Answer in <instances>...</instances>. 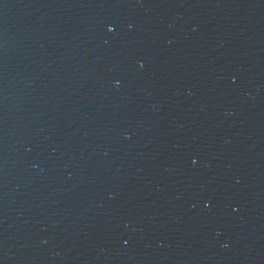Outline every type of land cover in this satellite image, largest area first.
I'll return each mask as SVG.
<instances>
[{
    "label": "water",
    "instance_id": "1",
    "mask_svg": "<svg viewBox=\"0 0 264 264\" xmlns=\"http://www.w3.org/2000/svg\"><path fill=\"white\" fill-rule=\"evenodd\" d=\"M0 264H264V0H0Z\"/></svg>",
    "mask_w": 264,
    "mask_h": 264
}]
</instances>
